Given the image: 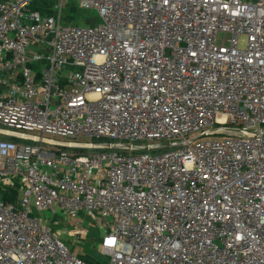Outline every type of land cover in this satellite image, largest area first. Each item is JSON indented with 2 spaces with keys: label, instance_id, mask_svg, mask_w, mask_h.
I'll return each instance as SVG.
<instances>
[{
  "label": "built area",
  "instance_id": "1",
  "mask_svg": "<svg viewBox=\"0 0 264 264\" xmlns=\"http://www.w3.org/2000/svg\"><path fill=\"white\" fill-rule=\"evenodd\" d=\"M27 1L0 0V129L181 145L0 140V187L21 191L0 200V264H88L31 209L94 218L106 264H264V0ZM69 1L99 25L65 24Z\"/></svg>",
  "mask_w": 264,
  "mask_h": 264
},
{
  "label": "rangeland",
  "instance_id": "2",
  "mask_svg": "<svg viewBox=\"0 0 264 264\" xmlns=\"http://www.w3.org/2000/svg\"><path fill=\"white\" fill-rule=\"evenodd\" d=\"M59 10L58 5L52 9L53 13ZM62 16L64 20L69 21L71 24L96 27L99 25L97 21L96 13L91 10L78 9L74 3L71 1L63 3ZM226 42L225 37H220L219 41ZM244 38H240L239 47H244ZM65 72V71H64ZM40 136V135H38ZM48 137V136H45ZM222 137L221 135H216L213 137H207L206 139H213ZM49 138V137H48ZM53 139V138H52ZM55 139V138H54ZM204 139V138H203ZM62 140V139H57ZM63 141H67L63 139ZM83 141H88V139H83ZM45 147V144H42ZM136 145V144H134ZM138 146H141L140 144ZM58 147L56 146V149ZM90 150H87V152ZM122 151V150H120ZM160 151V150H155ZM85 152V151H84ZM82 152V153H84ZM86 153V152H85ZM90 173H93L91 171ZM4 190L3 194L0 195V200L6 201V203L12 204L13 207L18 210L20 209L19 201L21 198V191L19 188L6 189L0 187ZM6 189V190H5ZM31 217L38 218L41 223L49 225L57 237L62 240L66 246L72 250L75 255L81 258L84 262L88 264H106L108 258L101 255L99 250V237L103 230H100L94 225V218L82 213H69L65 211L56 210V214H51L47 211H36L31 209ZM104 221L101 222L103 226ZM109 226L111 221L106 220ZM108 231V227L104 228V231Z\"/></svg>",
  "mask_w": 264,
  "mask_h": 264
},
{
  "label": "water",
  "instance_id": "3",
  "mask_svg": "<svg viewBox=\"0 0 264 264\" xmlns=\"http://www.w3.org/2000/svg\"><path fill=\"white\" fill-rule=\"evenodd\" d=\"M238 131V130H232ZM0 135L24 140V141H32V142H44L47 145H60L65 148L69 149H84V150H93V149H107V150H122V151H155V150H163V149H170L174 147H178L180 143H162V144H152V145H145V146H137V145H129V144H112V143H102V144H94V143H87V144H77L72 142H57L51 139H41L37 136L27 135L17 132H12L4 129H0ZM203 137L200 135L197 139Z\"/></svg>",
  "mask_w": 264,
  "mask_h": 264
},
{
  "label": "crops",
  "instance_id": "4",
  "mask_svg": "<svg viewBox=\"0 0 264 264\" xmlns=\"http://www.w3.org/2000/svg\"><path fill=\"white\" fill-rule=\"evenodd\" d=\"M246 2H254L255 0H243ZM56 5V0H28L26 6L33 11L39 12L42 15L52 12V9ZM30 67L31 69L38 74V72L43 69L45 61L43 58L38 59L36 54H33L31 57ZM0 91H4V87L0 88ZM11 189V188H7ZM6 190V189H5Z\"/></svg>",
  "mask_w": 264,
  "mask_h": 264
},
{
  "label": "trees",
  "instance_id": "5",
  "mask_svg": "<svg viewBox=\"0 0 264 264\" xmlns=\"http://www.w3.org/2000/svg\"><path fill=\"white\" fill-rule=\"evenodd\" d=\"M48 14H50V13H48ZM45 15H47V14H45ZM65 21H66V22H64L65 24L69 23V21H67V20H65ZM0 140L12 141L15 143H33L31 141L18 140V139H14V138L2 136V135H0ZM91 143L102 144V143H110V141L103 140V139H92ZM57 150H65V151H71V152H84V151L87 152V150H84V149H69V148H65V147H58ZM155 152H157V151H152V153H155Z\"/></svg>",
  "mask_w": 264,
  "mask_h": 264
}]
</instances>
